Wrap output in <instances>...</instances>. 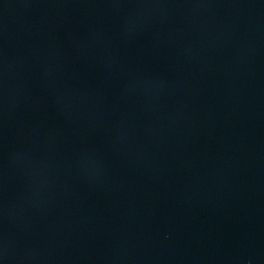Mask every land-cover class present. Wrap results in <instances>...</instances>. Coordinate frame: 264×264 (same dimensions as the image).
<instances>
[{
  "label": "water",
  "instance_id": "obj_1",
  "mask_svg": "<svg viewBox=\"0 0 264 264\" xmlns=\"http://www.w3.org/2000/svg\"><path fill=\"white\" fill-rule=\"evenodd\" d=\"M0 264H264V0H0Z\"/></svg>",
  "mask_w": 264,
  "mask_h": 264
}]
</instances>
